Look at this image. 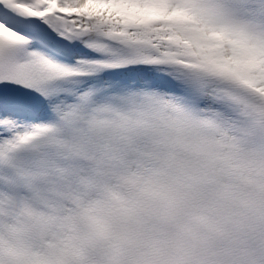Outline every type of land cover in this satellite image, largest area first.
I'll list each match as a JSON object with an SVG mask.
<instances>
[{"label": "snow or ice", "instance_id": "obj_1", "mask_svg": "<svg viewBox=\"0 0 264 264\" xmlns=\"http://www.w3.org/2000/svg\"><path fill=\"white\" fill-rule=\"evenodd\" d=\"M0 264H264V0H0Z\"/></svg>", "mask_w": 264, "mask_h": 264}]
</instances>
